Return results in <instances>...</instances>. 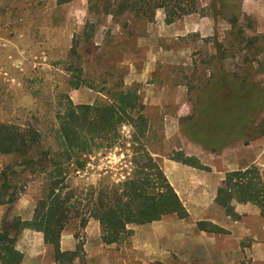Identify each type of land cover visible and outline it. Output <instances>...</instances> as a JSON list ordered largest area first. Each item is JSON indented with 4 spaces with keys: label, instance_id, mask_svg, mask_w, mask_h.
Returning <instances> with one entry per match:
<instances>
[{
    "label": "rangeland",
    "instance_id": "obj_1",
    "mask_svg": "<svg viewBox=\"0 0 264 264\" xmlns=\"http://www.w3.org/2000/svg\"><path fill=\"white\" fill-rule=\"evenodd\" d=\"M88 1L57 5L56 0H0V124L36 130L40 141L35 150L51 156L59 149L56 113L60 103L66 98L73 104L106 103L113 92L132 87L144 106L148 124L145 138L132 142L131 128L124 125L119 129L118 144L90 155L83 170L75 171L73 161L61 159L64 183L71 189L79 193L102 178L109 182L122 179L125 171L129 172L131 146L142 144L161 168L170 161L169 157L182 152L196 158L215 175L254 166L264 181V110L254 112L250 116L253 121L241 133L213 143L209 139H192L190 132L213 74L218 76L223 71L229 77L237 75L260 85L264 83V0H242L241 36L236 29L230 32L224 20H214L205 11L167 25L161 11L156 12L152 22L127 14L112 18L101 16L96 10L89 12ZM208 3L209 0H199L202 9ZM86 22L92 27L83 33ZM89 32L86 39L84 35ZM256 36L255 47L246 44L247 39ZM74 37L83 41L78 51L82 84L77 89L69 86V51ZM218 49L225 54L220 66L211 61ZM202 128L213 132L217 125L207 120ZM214 133L209 137L217 139ZM16 159L14 155L0 154V173L14 166ZM51 169L49 165L48 170ZM44 178V174L24 173L13 179L14 201L0 207V229L10 231L15 219L27 221L32 217ZM211 194L212 191H205L207 200ZM189 222L186 218L183 223L188 226ZM244 222L251 226L254 221L245 217ZM160 225H133L132 235L126 241L99 246L98 224L89 219L81 227L78 220H70L61 234L72 238L77 257L58 263L52 249L42 247L37 239L40 256L30 261L188 264L189 258H179L172 248L163 247L165 243L160 248ZM20 247L25 254L27 246ZM86 247H93L91 256L84 252Z\"/></svg>",
    "mask_w": 264,
    "mask_h": 264
},
{
    "label": "trees",
    "instance_id": "obj_2",
    "mask_svg": "<svg viewBox=\"0 0 264 264\" xmlns=\"http://www.w3.org/2000/svg\"><path fill=\"white\" fill-rule=\"evenodd\" d=\"M72 1L74 0H56V4L64 5ZM95 1H88L89 12L96 10L101 16L112 18L127 14L152 22L156 12L161 11L167 25L182 17L205 11L214 20L218 17L224 20L229 25L230 32L233 33L236 29L237 34L243 35L239 28L242 0H209L205 9L200 8L199 0ZM89 27H92L91 24L86 22L83 33ZM91 32L84 35L86 39ZM257 41L258 36L251 37L246 44L254 46ZM81 44L83 41L74 37L69 51V70L72 73L69 86L73 89L82 84L78 54ZM224 58L225 54L218 49L211 56V61L220 66ZM211 78L208 81L210 88L206 99L200 104L190 132L192 139L202 142L209 139L213 143L227 135L241 133L245 125L253 121L250 116L264 110V83L260 85L237 75L229 77L223 71L218 76L213 74ZM59 106L56 113L59 149L51 156H48V152L39 153L35 150L40 141L36 130L0 124V154L17 157L14 166L6 167L0 173V205L13 203L14 178H21L24 173L45 175L32 217L27 221L15 219L10 231L5 227L0 229V264L21 263L23 255L15 249V243L24 229L41 233L44 245L52 249L54 260L66 263L77 257V250H60V236L70 220H78L81 227L89 219L96 221L101 242L112 245L130 238L133 232L130 227L133 225L150 224L170 215L178 219L187 217L184 206L145 144L131 146V156L127 161L130 165L129 172L125 171L123 178L117 182L102 178L96 185H87L79 193L64 183L61 159L73 161L75 171L83 170L90 155L110 150L118 144L119 129L124 125L131 128L132 142L145 138L148 124L144 106L132 87L113 92L106 103L73 104L66 98ZM207 120L215 123L217 130L206 132L202 123ZM211 133L218 135V138L209 137ZM169 159L188 167L209 171L196 158L182 152H176ZM49 165L51 171L48 170ZM214 202L232 220L239 218L234 212L233 202L250 203L264 217V181L259 170L252 166L226 172L216 189ZM197 227L204 231H221L207 222H198ZM76 247L79 249V245Z\"/></svg>",
    "mask_w": 264,
    "mask_h": 264
},
{
    "label": "crops",
    "instance_id": "obj_3",
    "mask_svg": "<svg viewBox=\"0 0 264 264\" xmlns=\"http://www.w3.org/2000/svg\"><path fill=\"white\" fill-rule=\"evenodd\" d=\"M161 169L184 206L190 224L185 226L184 219H172L170 216L153 222L161 224L160 248L161 243H165L163 247L172 248L173 253L179 258H189L188 264H264V217L260 215L256 206L236 202H233L232 206L239 218L232 220L226 216L224 210L214 202L216 189L223 180V175H215L172 160L164 163ZM205 191L213 193L208 200ZM245 217L252 218L253 225H246ZM198 222H207L221 231L199 230ZM92 223L98 224L94 220ZM21 238L27 239L28 242L22 241ZM37 239L44 247L41 233L29 229L22 231L20 239L15 244V249L23 255L20 264H35L36 261L30 260L40 256ZM20 244L27 246L25 254ZM59 244L62 252H72L74 249V242L69 235L61 234ZM99 246L105 244L100 240ZM92 251L93 247L84 249L87 257L91 256Z\"/></svg>",
    "mask_w": 264,
    "mask_h": 264
}]
</instances>
